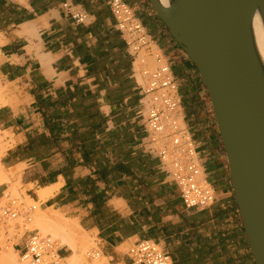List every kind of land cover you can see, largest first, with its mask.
I'll use <instances>...</instances> for the list:
<instances>
[{"label":"crops","instance_id":"obj_1","mask_svg":"<svg viewBox=\"0 0 264 264\" xmlns=\"http://www.w3.org/2000/svg\"><path fill=\"white\" fill-rule=\"evenodd\" d=\"M108 1L0 0V130L3 144H12L2 166L19 172L20 190L42 211L77 223L108 264H134L129 251L142 240L158 243L173 264H256L198 69L149 0H125L179 84L183 116L217 194L205 210L185 207L148 151L142 78ZM68 2L90 22L67 16ZM43 189L54 190L44 201ZM6 191L0 187V203Z\"/></svg>","mask_w":264,"mask_h":264},{"label":"water","instance_id":"obj_2","mask_svg":"<svg viewBox=\"0 0 264 264\" xmlns=\"http://www.w3.org/2000/svg\"><path fill=\"white\" fill-rule=\"evenodd\" d=\"M149 1L207 88L250 249L264 264V89L248 45L255 0H180L176 18Z\"/></svg>","mask_w":264,"mask_h":264},{"label":"built area","instance_id":"obj_3","mask_svg":"<svg viewBox=\"0 0 264 264\" xmlns=\"http://www.w3.org/2000/svg\"><path fill=\"white\" fill-rule=\"evenodd\" d=\"M116 28L125 37L130 54L137 62L147 100L145 125L148 130V151L159 158L172 182L180 189L187 209L205 210L217 201L215 189L207 182L197 143L182 113L179 84L167 58L157 47L136 10L125 0H109ZM63 11L77 24H87L91 16L79 6L63 4ZM149 58L153 60L150 64ZM5 206L0 209V242L9 234L10 241L24 264H59L63 258L59 243L51 235L31 231L26 224L32 222L36 205L22 199L4 195ZM25 220V233L20 245L21 226L15 221ZM134 264H173L171 256L156 242L142 240L129 251ZM90 257H100L96 252Z\"/></svg>","mask_w":264,"mask_h":264},{"label":"bare ground","instance_id":"obj_4","mask_svg":"<svg viewBox=\"0 0 264 264\" xmlns=\"http://www.w3.org/2000/svg\"><path fill=\"white\" fill-rule=\"evenodd\" d=\"M160 1L166 8L170 10L171 17L176 18L178 16L180 12L179 11L180 0H160ZM254 3H255L254 14H253L251 26L248 31V45H249V50L251 53L253 64L255 66L259 80L264 89V0H255ZM2 94H3V89L2 87H0V98L3 97ZM4 152L5 151L3 147L0 145V155H3ZM4 179H5V174L3 172L2 167L0 166V183ZM52 190L53 189L40 190L38 193L40 199L43 201L47 200L51 195H53ZM37 222L39 223V225H48V227L51 228L53 231H55L57 235L59 234V236L63 239V242L65 244H68L70 245V247L72 246L71 248H74L75 246L74 243L76 242V238H77V231L81 230V228L77 223H71L65 220V218L61 216L58 211L55 210L51 211V214H47V213L45 214L44 211H41ZM11 249H12L11 252L13 253V248ZM7 253L8 254L5 253L1 256L0 264H19L17 253L15 254L13 253L14 255H12V253L10 254L9 252ZM74 253L75 254L73 256L65 258L59 264H84V256L76 253L75 249H74ZM106 261L107 260L103 258L102 260L99 261L97 260L95 264H108L106 263Z\"/></svg>","mask_w":264,"mask_h":264},{"label":"rangeland","instance_id":"obj_5","mask_svg":"<svg viewBox=\"0 0 264 264\" xmlns=\"http://www.w3.org/2000/svg\"><path fill=\"white\" fill-rule=\"evenodd\" d=\"M151 61V62H150ZM152 59L149 58V62L150 64H152ZM138 66V64H137ZM2 104V102H0V105ZM147 111V110H146ZM5 140V137L2 136V132L0 130V145L3 147L4 149V154L0 155V166L3 169V172L5 174V179L0 183V187H6L7 191L6 193H10L11 196L15 197V198H21L22 200H24L26 202V204L30 205H36L37 206V211L33 214V218H32V222H30L29 224L25 223V220L23 218L18 219L17 221H15L13 223V225L18 224L21 226V233L19 235V239H21L24 236L25 233V228H24V224H26V227L33 231V230H38L40 231L41 234L43 235H51L60 245L61 249H63L62 251V258L63 260L67 257H70L72 254H74V249L75 252L83 255L84 256V264H95L97 262V260H102L103 257H95L92 258L89 256V254H94L96 252H99L96 244L94 243V240L91 239L90 237H88L86 234H84L81 230L77 231V238H76V242L74 243V248H71L70 245L65 244L63 242V239L59 236V234L57 235L55 233V231H53L51 228L48 227V225H39L38 221V217L39 214L42 211V204L39 202H35L34 200H32L29 196H27L26 191H21V184H20V174H18L19 172L17 170H11V171H7V169L5 167L2 166L1 164V159L2 157L5 155V153L8 151L9 148H11L12 144H3V141ZM14 179H18V181H14ZM5 202L6 200L3 199V201L0 203V209L5 206ZM213 210V209H212ZM211 210V211H212ZM207 212V211H205ZM45 214H51L50 210L45 211ZM69 221V220H67ZM13 233L10 231L9 234L5 235L1 242H0V258L3 254H8L7 252H9L10 254L12 253V249L13 248V253H17V258L19 261V264H24L21 261V257L20 254L18 252V249H15L13 247V244L16 243V241L12 240L10 241V239H12L13 237ZM9 248V249H8ZM12 253V255H14ZM62 260V261H63ZM107 263V261H106Z\"/></svg>","mask_w":264,"mask_h":264}]
</instances>
